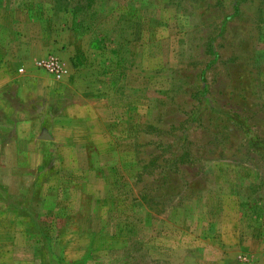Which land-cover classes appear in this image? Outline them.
<instances>
[{"label":"rangeland","instance_id":"rangeland-1","mask_svg":"<svg viewBox=\"0 0 264 264\" xmlns=\"http://www.w3.org/2000/svg\"><path fill=\"white\" fill-rule=\"evenodd\" d=\"M0 264H264V0H0Z\"/></svg>","mask_w":264,"mask_h":264},{"label":"built area","instance_id":"built-area-1","mask_svg":"<svg viewBox=\"0 0 264 264\" xmlns=\"http://www.w3.org/2000/svg\"><path fill=\"white\" fill-rule=\"evenodd\" d=\"M42 67L57 77L61 76V66L56 60L43 62Z\"/></svg>","mask_w":264,"mask_h":264}]
</instances>
